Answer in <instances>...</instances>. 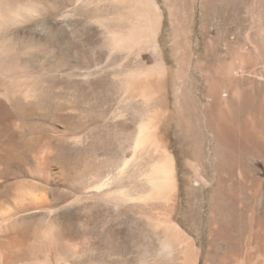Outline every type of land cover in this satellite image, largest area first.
Here are the masks:
<instances>
[{
	"label": "bare ground",
	"instance_id": "1",
	"mask_svg": "<svg viewBox=\"0 0 264 264\" xmlns=\"http://www.w3.org/2000/svg\"><path fill=\"white\" fill-rule=\"evenodd\" d=\"M110 1L127 2V10L105 12L98 7L105 0H0V197L9 200L0 206V264H264V203L258 219L248 203L251 146L260 140L237 79L244 73L235 74L229 42L221 56L197 53L193 45L197 18L211 25L218 15L229 24L230 0L219 7V0H193L190 7L188 0ZM165 22L174 24L176 37L171 71L160 41ZM21 25L47 41V48L37 47L43 59L10 33ZM143 49L153 64L128 69L117 100L91 91L93 101L73 105L74 90L101 87L126 65L119 54L138 57ZM47 87L53 90L45 111L50 121L42 127L32 113ZM44 127L55 139L53 151L39 148ZM24 133L32 140L28 182L12 180L18 175L13 160L24 159ZM63 142L91 157L78 179L60 167ZM204 173L213 174L215 188L186 208L184 222L204 216L205 249L175 215L185 176L205 184ZM59 218L77 220L82 239L60 231ZM17 220L30 223L22 228Z\"/></svg>",
	"mask_w": 264,
	"mask_h": 264
},
{
	"label": "rangeland",
	"instance_id": "2",
	"mask_svg": "<svg viewBox=\"0 0 264 264\" xmlns=\"http://www.w3.org/2000/svg\"><path fill=\"white\" fill-rule=\"evenodd\" d=\"M192 1L193 0H188L189 7L192 4ZM220 3H221V0L217 1L218 7ZM127 5H128L127 2L114 3V2H111L110 0H105V2L98 5V7H100V9L101 7L102 9L104 8L103 10L108 13H112L113 11H116V12L118 11V13H124L127 10ZM229 6H230L229 24H225L222 21V17H219L218 15H216V17L214 18L213 24L211 25L207 24L205 19L197 18V20L195 21L196 22V25H195L196 30H195V37H194L195 42L193 45H195L194 48L197 50V53H201V52L203 53V52L209 51L211 53H214L215 56H221L224 54L225 45L229 42L231 44L230 48L232 49L233 58H234V61L237 67L235 69L236 76L238 77L239 75L237 71L239 68L243 70L244 74L242 78L239 77L237 79H239L241 82L239 85L245 88L246 105H247L248 117L250 120V126L251 128H255V129H252V132L257 134V137L260 140V144H258L257 146H254V145L251 146L253 150L252 152L253 155H251L249 159V164H248L249 168H248V175H247V190H248L247 193H248L249 208L251 210L253 207L256 209L255 215H256V218L258 219V216H259L258 212L259 210H262L261 204L262 202L264 203V145H263L264 144V0H230ZM173 25H174L173 23L169 24L165 22L163 28L165 27L164 29L166 31L162 29V33L160 36L161 44L162 46H164V51H165L166 57L168 58L167 63H168L169 71H171L174 68L173 63L176 57V53L174 49V46H175L174 43H175L176 37H175V34L172 32ZM206 25L207 27L205 28ZM22 26L23 25L13 28V30H11L12 32L10 31V33L11 34L13 33L14 37L16 36L15 38L19 40L20 42L23 40L22 41L23 43H26L28 45L30 43L29 46L31 47L33 46L32 49L34 50V52L36 49V52L34 54H36V56H38L39 59H43L44 55L41 52H39V48L37 47H41V45H43V47L47 48V41L40 40L39 31L33 26H29V25H24L23 27ZM185 27H188L185 30L186 32L189 31L188 32V35H189L191 27H192L191 22L189 21V23L187 24L185 22L184 28ZM224 27L228 29H224ZM18 28L20 29L18 30ZM94 28H95L94 36L101 39L103 36L102 28L99 27L97 23H95ZM168 28H171V30ZM226 30L229 31L228 36L226 35L227 33ZM167 35L169 36L168 39H167L168 37ZM172 36L173 38L171 39ZM118 61L120 62L125 61L127 63L126 65H122L118 67L120 71L116 69V72L114 75L108 74L105 81L102 83L101 87H90V88L87 87L84 92L79 91L80 93L77 92L78 90H74L73 105L76 106L78 103H82L84 100H92V99L94 100L95 95L93 93H95V91L100 92L101 95L109 96V99L112 102H114L115 100L118 99V97L121 95V91L123 90V87H124L123 85L125 83L124 75L126 71L130 68L137 69V68H142L145 66H150L153 64L154 59L151 53L147 49H143L140 51V55L138 57L135 54H132L127 59H125V53H121L118 55ZM234 86L236 87L237 84L235 83ZM49 88L47 87L42 91V96L44 100L36 99L35 104L33 106V108H36V107L37 108L35 111V115L34 113H32L33 114L32 117L35 118V120L38 123L45 124V125H42V127L43 126L46 127L47 125L49 126V121H50L49 118L45 117V111L46 109H48V106H50L49 105L50 101L48 102V98L52 95V92H53L52 88L51 87ZM91 91L93 93H89ZM81 92L83 93L82 95H81ZM85 92L87 94H85ZM45 97L47 100L45 99ZM36 104L39 105L40 108H38L39 106H37ZM15 115L16 113L13 112V109L9 108L8 110L9 119L12 120V118ZM44 117L48 121H46ZM45 121L47 124L44 123ZM70 123L74 124L75 121L72 120ZM45 127L43 128V130L46 129ZM10 129L12 130V128H10L9 126V128L7 129L8 136L14 132V131H11ZM43 132H44V135L42 133L43 139L39 138L37 140L38 143H39V140H41L40 143L38 144L39 148L42 149V151H48V152L53 151L52 147L55 144L54 137L51 135V133L45 132V130ZM14 134L16 133H13L12 135L9 136V138L11 139V144L14 143V139H15ZM27 135L28 134L26 133L23 134L22 144H20L21 148L25 152V155L27 153L29 154L28 146L32 141V140L31 141L29 140L30 136L29 135L27 136ZM49 135L50 137L48 138ZM44 139L45 141H42ZM46 139H49V140L46 141ZM63 148H64V153L62 157L59 158V164L61 163L60 167L63 169L62 171L65 174L70 176L69 177L70 179L72 180L78 179L81 176L80 173H82L84 170L83 167L86 164L85 161H88L91 157H88L87 159H85L82 155L78 154L75 150L73 151V149H71L68 146V144L65 142H63ZM207 149L209 150L208 147ZM28 154L26 156L24 155V159L22 162L21 161L17 162L13 160L12 167L13 168L15 167V169H17L18 175L16 178H13V179L11 178L12 180H22L24 182H28L30 180V176L28 172L30 156ZM2 160L3 158L2 159L0 158V179H3L5 176L4 170L2 167L4 166L2 163ZM54 160H55V157H54ZM81 162L82 163L84 162V163L82 164ZM143 168H144V165H142V169ZM203 176H204V180H206L205 184L207 185L203 183H198L193 178L188 177L187 175L185 176V181L181 182L180 195L178 198V205L175 211V215L177 216V221L181 224V227L185 231H187L188 234L190 233V236H192L196 240L198 246H201L203 249H205V247L207 246V234L205 233L206 221L204 219V216H201L199 218L200 220L197 219V222L195 219H192V218H190L188 222H184V218L190 215V213L186 211V208L188 206H193L196 203L205 200L204 197H207L206 195L212 192L215 188L216 180H214V177H212L213 174L211 173L209 175V174L204 173ZM222 185H225V184H222ZM202 196L204 199L202 198ZM0 199H1L0 200V206H1L5 198L1 196ZM4 202L5 204H7L9 200L7 199V201L5 200ZM200 210L202 212L203 208H200ZM157 212H158V209H156V213ZM35 221L37 222L41 221V218H39L38 220L36 219ZM55 221L57 222V227L60 231L68 229V231H70L71 237L73 236L72 238L74 240L79 241L82 239L84 235L83 228L79 226V222L77 220L76 221L69 220L68 222L64 219L59 218L58 220L55 219ZM29 223H30L29 220H17L15 222L16 225H19L22 228L28 226ZM198 225H200L199 226L200 228L198 227ZM251 225L253 226V224L250 221V226L249 224L247 225V227H249V231L252 230V228L250 230V227H252ZM189 228H191V230ZM254 245L255 243L251 241V246H254ZM218 260L219 259H215L209 264H221L220 260L219 261Z\"/></svg>",
	"mask_w": 264,
	"mask_h": 264
}]
</instances>
